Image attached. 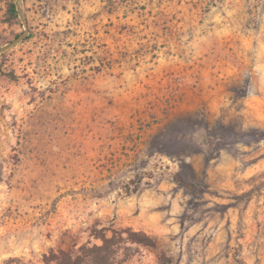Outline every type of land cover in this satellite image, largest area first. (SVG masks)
Returning <instances> with one entry per match:
<instances>
[{"label":"rangeland","instance_id":"374dc122","mask_svg":"<svg viewBox=\"0 0 264 264\" xmlns=\"http://www.w3.org/2000/svg\"><path fill=\"white\" fill-rule=\"evenodd\" d=\"M116 232L112 264H264V0H0V264Z\"/></svg>","mask_w":264,"mask_h":264},{"label":"trees","instance_id":"16d2710c","mask_svg":"<svg viewBox=\"0 0 264 264\" xmlns=\"http://www.w3.org/2000/svg\"><path fill=\"white\" fill-rule=\"evenodd\" d=\"M8 12L12 18L17 17L19 15V8L17 2H13L10 4ZM130 234L133 235V238L131 237L130 240L144 242L145 244H150L151 242V239H149L147 236L145 239H141L140 237H138V233L136 232ZM117 235L118 232H116L115 236L113 237H106L105 235H102L101 237L104 240V244L102 247H96L94 249L87 250H85V248L82 249V251L85 250L84 253H86V251L88 253L89 251V253L86 254L87 257L89 256V259L84 257H78L76 260H73L71 256H68L66 264H112L114 262L115 255L117 252L116 247L119 246L118 244L120 242L119 238H116Z\"/></svg>","mask_w":264,"mask_h":264}]
</instances>
